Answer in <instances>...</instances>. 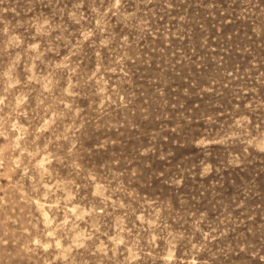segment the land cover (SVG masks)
<instances>
[{
  "label": "rangeland",
  "instance_id": "obj_1",
  "mask_svg": "<svg viewBox=\"0 0 264 264\" xmlns=\"http://www.w3.org/2000/svg\"><path fill=\"white\" fill-rule=\"evenodd\" d=\"M0 264H264V0H0Z\"/></svg>",
  "mask_w": 264,
  "mask_h": 264
}]
</instances>
